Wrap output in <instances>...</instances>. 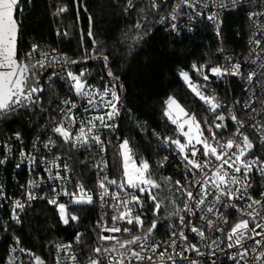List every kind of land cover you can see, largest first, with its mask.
Listing matches in <instances>:
<instances>
[{"label":"snow or ice","instance_id":"snow-or-ice-1","mask_svg":"<svg viewBox=\"0 0 264 264\" xmlns=\"http://www.w3.org/2000/svg\"><path fill=\"white\" fill-rule=\"evenodd\" d=\"M137 3L138 0H126L124 8L125 12L135 11L139 17L134 28L130 29L137 32L136 36L131 37L134 43H139L152 31V27L142 30V21L153 26L168 25L164 29L166 32H179L181 12L184 9L190 10L187 12L190 25L197 19L201 22L206 20L216 26V35L219 36L222 21L217 17L219 10L227 7L224 0H177L170 11H165L167 0H149L147 5H142L139 9L136 7ZM230 3L234 8L237 5L258 4L260 9L247 14L253 30L248 38L249 53L243 60L252 66V70L247 72L245 78L240 59L232 62V56L225 55L223 64L206 68L205 64L193 62L189 71L179 72L183 83L206 107L207 115L198 120L195 114L186 111L173 96L163 101V116L175 126L176 138L164 135L163 132H152V137L157 141L154 151L168 152V156L161 159L157 167L166 168L171 163V156L176 160L177 171L181 168L183 170V182L176 180L173 184L169 177H162L174 196L165 200L154 194L153 190L159 189L161 185L153 177L148 159L141 157L136 161L128 138L119 141V158L123 168L119 183L115 179H109L107 175L100 176L101 172H107V162H98L95 191L102 211L95 227L100 229L97 237L100 243L89 251L87 264H217L218 261L219 264H264V192L260 193L259 199L250 194L253 188L250 174L255 168L264 176V160L259 157L248 158L257 146L264 153V0H230ZM67 11V6H58L52 15L58 16ZM17 12L22 18L24 11L21 0H0V116L36 109L41 103L45 88H50L57 79L68 85L69 92L75 99L60 100L46 123L37 129L38 134L33 139L30 151L26 152L21 146V160L16 167L20 168L26 162L31 177L32 169L43 165L46 179L37 173L35 178L27 180L26 186H21L26 201L21 202L17 198L11 202L10 221L19 224L18 210L22 211L27 201L37 199L35 189L51 182V196L39 198L47 199V203L55 207L60 223L78 224L80 217L69 211L70 206L90 205L94 202V197L78 180L75 190H68L72 187V170L69 162H65L61 169L57 163L62 159L60 154L54 159H37L40 152L39 136L51 129V135L42 145L49 152L56 150V138H62L63 145H70L73 149L88 150L94 145L98 152H105L102 132L119 130V125L114 123L121 114V97L116 83L119 78L109 68L108 56L95 55V49L101 48L103 42L94 38L91 17L87 38L91 40L93 54L88 55L86 50L83 62L103 61L110 80L104 83L102 89L87 83L85 77L88 72L85 69L81 68L79 73L72 70V65L81 64L82 61L69 60L67 56L56 53L55 49L44 51L36 43H31L29 50L21 56L18 44L22 19H16ZM187 30L193 29L189 27ZM57 35H60L59 31ZM124 35L126 38L129 36L128 33ZM37 52L39 58L35 56ZM218 52L223 54V49H218ZM229 63L230 68L227 66ZM49 69L52 71L49 72ZM190 72H194L202 83L194 82ZM210 76L217 81L225 76L239 78L246 96L243 104H240L239 99L232 105L222 101L214 89L210 88ZM81 102H84L82 108ZM257 103L259 108L253 106ZM77 109L82 111L83 118L77 116ZM40 110L44 111L42 108ZM229 121L235 130L227 137H221L219 132L226 130ZM77 122L78 129L74 127ZM141 131L146 133L147 129ZM13 137L20 140V132L14 133ZM2 148L5 158L0 159V166L9 162V154L14 151L7 140ZM3 196L4 191L0 189V197ZM60 197H67L68 202H59ZM109 199L111 203H108ZM169 207L171 211L168 210ZM105 208L113 212L111 226L105 222ZM162 208L171 236L167 241L156 240L154 236L161 223L159 213ZM233 210L238 218L229 227L228 217ZM148 219H151V226L145 230L144 225ZM8 223L9 221H4V224ZM133 231L141 234H133ZM189 231L198 243H190L187 235ZM116 233L127 234L130 239H122L114 235ZM216 233L219 235L209 243L210 237ZM82 237L83 233L76 232L77 245ZM13 241L17 247L10 245V254L17 251L28 252L33 258L32 264H45L41 256L18 248L20 241L15 235ZM103 242H108L110 246H105ZM54 250L56 264H78L80 250L74 251L72 243H55ZM187 253H194V257L186 255ZM15 259L13 256L6 264H13Z\"/></svg>","mask_w":264,"mask_h":264},{"label":"trees","instance_id":"trees-1","mask_svg":"<svg viewBox=\"0 0 264 264\" xmlns=\"http://www.w3.org/2000/svg\"><path fill=\"white\" fill-rule=\"evenodd\" d=\"M148 2L149 0H138L137 9ZM21 6L23 17L21 18L19 12L16 14L18 21L22 19L19 40L21 47L27 49L31 43L56 45L69 60L82 61L81 64L71 66L74 72L79 73L83 68L88 72L85 77L87 81H96L102 77L104 81L109 82L108 69L102 60L83 62L86 50L88 55L93 54L91 40L87 38L89 17L92 18L94 38L103 42L101 48L95 49V55L108 56L109 68L114 76L119 78L116 83L121 97V114L119 130L110 134V143L106 148L109 172L115 178L122 177L118 145L119 141L128 138L135 158L138 161L141 157L148 159L153 177L161 183L162 188L157 194H161V198L165 200L174 196L172 191H166L167 184L162 177H169L174 184L177 174L169 167L161 170L154 166L155 161L162 157L163 151H154L157 141L152 137V131L163 132L164 135L176 138L175 126L163 116V101L169 96L177 98L198 120L207 115L203 104L179 76L180 71H189L193 62L205 64L206 68L219 63L217 41L207 27H203L193 36L177 37L166 32L161 26L142 21V30L146 31L148 27H152V31L139 43H134L131 37L136 36L137 32L130 29L134 28L139 17L135 11L125 12L113 0H21ZM58 6H67L68 11L53 16L52 13ZM222 16L225 47L234 51L242 49L247 31L242 16L231 11L224 12ZM58 31L60 35H57ZM65 32L67 35H64ZM125 33L129 34L127 38ZM190 75L193 80L202 82L194 72H190ZM214 78L210 76V83ZM215 85L219 86L220 83ZM65 98L66 89L59 81H55L44 91L39 107L20 110L15 114L9 113L0 118V140L16 132L28 139L49 118L60 100ZM41 108L44 109L43 112ZM144 128L147 129L146 133L141 131ZM205 134L207 135V132ZM219 135L227 137L228 133L219 132ZM74 153L77 154L72 152L73 157ZM75 165L79 178L88 186L90 175L87 166L78 161ZM8 184L10 185L9 181ZM149 210L151 211V208ZM168 210L172 209L169 207ZM69 211L80 217L78 224L64 225L60 223L54 206L35 203L20 212L21 223L13 227V234L25 247L48 261L51 259L55 243L71 239L76 232L83 233L80 244L85 251H89L95 242L94 202L84 206H70ZM159 217L165 218L163 208ZM145 224L147 228L150 227L151 219ZM167 229L166 224H161L155 233L165 232ZM8 240V236L0 231V264L4 261Z\"/></svg>","mask_w":264,"mask_h":264},{"label":"built area","instance_id":"built-area-1","mask_svg":"<svg viewBox=\"0 0 264 264\" xmlns=\"http://www.w3.org/2000/svg\"><path fill=\"white\" fill-rule=\"evenodd\" d=\"M116 4H118L123 10L126 6V0H113ZM174 2H177V0H168V6L166 8L165 11H170L172 4ZM225 4L227 5V7H225L224 9L219 10V14L217 19L219 21H222L223 23V13L226 11H231L234 14H239L242 16L243 20L245 21V24L247 26V31H246V39L244 42V46L242 49L234 51V50H229L225 47V43H224V38H223V34H222V24L221 27L219 28V32L220 35L217 36L216 35V26L212 23L207 22L206 20L204 22H201L199 19H197L195 21L194 24H189L188 23V17H187V12L190 11L189 9H184L181 12V28L179 30V32H169L177 37H182V36H189V35H195L198 31L202 30L203 27H207V30L210 32V34H212L214 36V38L217 41V54H218V60L219 63L218 64H223L224 63V56L225 55H231L232 56V62H235L236 59H240L241 61V71L244 75V77L246 78L247 72L252 70V66L245 62L243 60V57L245 55H247L249 53V45H248V38L252 33V22L249 21L247 19V14L249 11H259V6L257 5H237L235 8L232 7L230 0H224ZM211 9H209L210 11ZM206 15V13H205ZM168 25H164L162 26L163 29L167 28ZM191 27L193 30L192 31H188L187 29ZM38 46H40L41 50L44 51H50L51 49H55L56 53L58 54H63L64 53L61 51V49L56 46V45H49V44H37ZM19 49H20V55L23 56V54L25 52H27L30 48H23L20 46V41H19ZM218 49H223V54L218 52ZM36 58H39V52H37L35 54ZM229 68L231 67V63H229L227 65ZM57 71L59 70V68L57 67L56 69ZM49 72L52 71V69L48 70ZM55 81H59L64 88L66 89V98L65 99H75L74 95L72 93L69 92V87L66 83L60 81V80H55ZM87 81V80H86ZM194 82H199V81H195ZM107 81H104V79L102 77H99L96 81H87V83L89 85H93L95 87H98L100 89L103 88L104 83H106ZM202 83V82H200ZM217 83H220L219 86L215 85ZM48 87L45 88V90ZM210 88L214 89L216 95H218L222 101H224L227 105H232L234 101H237L239 99L240 104H243L244 99H246V96L244 95V86L240 83L239 78H233V77H229V76H225L223 79L217 81L216 78H214L212 80V83H210ZM211 94V93H209ZM83 103L81 102V108L83 107ZM202 103V102H201ZM254 107L259 108L260 105L254 104ZM205 110L207 111L206 107L204 106ZM57 109V108H56ZM237 111L239 112L240 109L238 108ZM76 114L77 116H79L80 118H83V113L80 109L76 110ZM93 115L95 113H92ZM3 116H0V118ZM246 118V117H245ZM48 120V119H47ZM46 120V121H47ZM46 121L44 122V124L46 123ZM114 123L119 124V118L114 121ZM43 124V125H44ZM76 129L79 128V122H77V124L74 126ZM235 130L234 125L229 121L227 123V127L226 130L224 131H220V133L226 132L229 134H231L233 131ZM155 132V131H152ZM37 132L32 135L31 137H29L28 139H26L24 136L21 135V139L20 140H16L12 135L7 136L4 140H0V159L5 158V153L3 151L2 145L6 142L9 144L10 148L14 149L13 152H11L9 154V162L6 163L3 166H0V189H2L4 191V196L0 197V231L2 233H4L5 235L8 236V243L6 245V251H5V258L2 264H6V262L11 259L13 256L16 257V259L14 260L13 264H32V257H30L28 255V252H20L17 251L15 253H11L9 251V246H13V247H17L14 244L13 241V227L15 225H19L21 223V217H20V212L18 210V216L20 217V223L17 224L15 222L10 221V215H11V207L12 201H15L17 198L21 199V202H25L26 201V196L24 195V190H22L21 186L25 185L26 186V182L28 179L30 178H35V175L37 173L40 174L41 177H44L46 179V173L44 172V166L40 165L38 167H34L32 169V176L30 177V173H29V168L27 166V163L25 162L24 164H22V166L20 168L16 167V164L20 162L21 157L19 155V150L21 148V146L25 149L26 152L30 151L32 149V142L34 137L37 136ZM75 134V132H73V135ZM110 134L108 131H103L102 132V139L105 142V152L100 153L98 152V149L96 146H92L91 148H89L88 150H85L83 148L80 149H73L71 148L70 145H63V141L62 138H56V145L57 148L55 151H51L49 152L48 150L44 149L42 147L43 143L45 140H47L48 136L51 135V129L49 128L48 131L44 132L43 134H40L39 139H40V152H39V156L37 157V159H39V157H44L45 159H54L58 154H60L62 156V159L60 161H57V163L60 164L61 169L64 166L65 162H69V166L72 170V175H71V181H72V187H70L68 190L74 191L75 190V183L77 182V180L84 185V188L86 191L89 192V194L93 195L94 197V205H95V212H96V219H95V223L94 226H96L97 221L99 220L100 216H101V207H100V200L98 195L96 194V187H97V164L98 162H107V172H101L100 176L103 175H107L109 179H115L117 180V182L119 183L122 180L121 178H115L113 176H111L110 172H109V166H108V160H107V152H106V148H107V144L109 143L110 140ZM250 139H253V137L250 136ZM63 145V147H61ZM257 145H258V139H257ZM163 151V155L162 157L155 161L154 166L156 168L157 167V163L163 159L165 156H168V152L166 150H162ZM72 152H76L77 154L72 155ZM199 155V154H198ZM254 157H259V159L264 160V153H262L260 151V147L257 146L255 148V150L251 153V156H249L248 158H254ZM169 160L171 161V163L166 167V168H158L161 170H165L168 167L176 172L177 174V180H181V182H183L184 180V173L182 168L177 171V163L176 160L172 159L171 156H169ZM78 161V163H85V165L87 166V169L89 171V175H90V180H89V185L86 186V182L84 180H81L79 178V172L76 168L75 163ZM250 180L252 182L253 188L251 190V195L253 196V198L259 199L260 198V193L264 192V176L260 175L256 169L254 168L252 173L250 174ZM8 181L10 182V185L8 184ZM53 187V184L51 182H46L43 186L35 189V195L37 196V199H34L32 201H27L26 202V207L32 206L35 203H47V199H40L39 197H43V196H51V189ZM57 187H59V185H57ZM110 190L111 189V186ZM63 201H68L67 197H60L59 198V202H63ZM111 199L108 200V203H111ZM182 206V204H181ZM24 208V209H25ZM23 209V210H24ZM104 212H106V223L108 226H111V216L113 215V212L111 209L109 208H105L103 210ZM238 218V214L235 213V211L233 210L231 212V214L229 215L228 219L230 221L229 223V227L231 226V222H235V220ZM196 220H199V216H196ZM4 221H9L8 224H4ZM176 222V221H175ZM174 222V223H175ZM165 225V224H163ZM168 226V225H167ZM144 229L146 230V224L144 225ZM179 229H177L178 231ZM257 231H259V229H257ZM133 234H141V233H137L135 231H133ZM100 235V229L95 227V242L93 244V246L89 249V251L98 245V243H100L97 239V237ZM104 235H108V233H104ZM114 235H117L118 237L125 239L128 238L130 239V236H128L127 234H120V233H116ZM187 235L189 236V241L190 243L196 244L198 243V241L196 239L193 238V234L189 231L187 233ZM216 235H219V233H216L214 235H212L209 239V243L211 242L212 239L216 238ZM16 236V235H15ZM155 239L159 240V241H167L171 239V236L169 235L168 229L165 232L162 231H158V233H154ZM17 237V236H16ZM20 241V239H19ZM58 243H72L73 244V250H77L79 249V253H78V264H87V260L89 257V251H85L81 244L79 243V245H77L75 243V236H73L71 239L66 240V241H62V242H58ZM105 246H110L108 245V242H103ZM18 248H23L26 249L28 251H30L31 253H33L30 249H28L27 247H25L21 241L19 243ZM162 250H163V246H162ZM169 251H171V249H169ZM177 251H179V248H177ZM35 254V253H34ZM39 255V254H36ZM186 255L188 256H192L194 257V253H187ZM251 255V254H250ZM41 256V255H39ZM41 258L43 259V261L45 262V264H56V252L54 250V246L52 248L51 251V259L50 261H48L45 257L41 256ZM63 254L61 255V259H63ZM217 264H219V261L217 262ZM225 264H227V262H225Z\"/></svg>","mask_w":264,"mask_h":264},{"label":"rangeland","instance_id":"rangeland-1","mask_svg":"<svg viewBox=\"0 0 264 264\" xmlns=\"http://www.w3.org/2000/svg\"><path fill=\"white\" fill-rule=\"evenodd\" d=\"M175 98V97H174ZM176 100H177V98H175ZM178 101V100H177ZM178 103L182 106V107H184L179 101H178ZM185 108V107H184ZM186 109V108H185ZM186 111H188L187 109H186ZM125 139V138H124ZM130 146H131V144H130ZM132 148V147H131ZM118 154H119V145H118ZM134 158H135V156H134ZM136 159V158H135ZM121 160V159H120ZM136 161L138 162V160L136 159ZM121 169H122V172H123V168H122V161H121ZM157 182L161 185V183L157 180ZM162 188V185H161V187L159 188V189H161ZM159 189H154L153 191H154V194H156V195H158L157 193H158V190ZM156 191V192H155ZM166 191H169V188L166 186ZM160 198H161V194L160 195H158Z\"/></svg>","mask_w":264,"mask_h":264},{"label":"water","instance_id":"water-1","mask_svg":"<svg viewBox=\"0 0 264 264\" xmlns=\"http://www.w3.org/2000/svg\"><path fill=\"white\" fill-rule=\"evenodd\" d=\"M16 19H17V17H16ZM18 46H19V44H18ZM149 212H151V211L149 210ZM160 221H161V223H160L159 225H161V224H166V225H168V223H167V221L165 220V218H161V217H160Z\"/></svg>","mask_w":264,"mask_h":264}]
</instances>
